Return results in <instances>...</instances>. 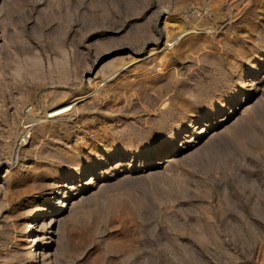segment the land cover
<instances>
[{
	"label": "rangeland",
	"instance_id": "rangeland-1",
	"mask_svg": "<svg viewBox=\"0 0 264 264\" xmlns=\"http://www.w3.org/2000/svg\"><path fill=\"white\" fill-rule=\"evenodd\" d=\"M260 52L264 0H0V264H28L22 220L64 185L50 264H264V82L215 107ZM181 125L166 163L142 151Z\"/></svg>",
	"mask_w": 264,
	"mask_h": 264
},
{
	"label": "bare ground",
	"instance_id": "bare-ground-1",
	"mask_svg": "<svg viewBox=\"0 0 264 264\" xmlns=\"http://www.w3.org/2000/svg\"><path fill=\"white\" fill-rule=\"evenodd\" d=\"M195 34H196V30H194V29L180 30L175 34L174 38L170 42L171 44H167L169 41L166 40V44H167L166 46L170 47L171 45L172 46L176 45V44L180 43L181 41H183L186 37L188 38L189 36H192ZM253 61H254V63H253ZM253 61H251L248 65L250 69H253L257 72L260 70H264V55L261 56L259 59L253 60ZM134 62H135V60H131L128 63H124L122 65V67L117 68L111 74H109L105 80L112 79L117 73L124 71L125 69H128L131 65H133ZM263 82H264V75H260L256 79H250V80L245 81V83L243 85H240V91L235 93L236 98H235L234 102L230 106H224V105L220 104V107L225 108L227 110L228 115H232L233 112L236 110L237 106H239V104H240V102H239L240 97H243L249 91H251L250 92L251 94L256 93L257 91L259 92V90L261 88L260 85ZM96 91H98V90H96ZM92 93H95V90ZM92 93H90V92L88 93V92H86V90H82L80 92V95L82 96V95L87 94L89 96ZM88 96H85V97H88ZM75 101L69 102L67 104H59L60 102L58 101L59 102L58 104H55L53 106L50 105L51 107L46 112V116H43V117H45L43 119L44 120L46 119V121H47V119H55L56 117L62 116L64 114L70 112L72 110L73 106L75 105V103H74ZM43 119L42 120H36V121H34V120L27 121L21 125L22 134L24 136L23 142H25V140H26L25 138H29L28 133H29V130L32 128V126H34L35 124H37L39 122L44 121ZM213 121H216V120L214 119ZM201 122L197 121V123H199V125H200V127L198 128L197 131H191L190 130L191 132H189V135L184 137L190 141H193L192 144L201 143L200 141L205 139V136L207 134H209L210 132H213L211 130H213V128L215 126L204 125ZM194 128L195 127L193 126V129ZM186 139H185V141H187ZM203 141H205V140H203ZM203 143H201V144H203ZM183 148L185 149V147H183ZM170 154H171V150L159 153L157 156H155L156 158H159V159L154 163H164V162L166 163L169 160L168 158H169ZM153 156L154 155H149V159L153 158ZM108 159L112 160V159H114V156L109 155ZM1 162H0V171H1L2 166H4V163H1ZM100 169H101L100 165H96L91 170H89L88 172L90 174H96V173H99ZM96 170H97V172H96ZM67 177L70 178V176H67ZM89 184H91V183H89ZM89 184L85 182V184H83V185L88 186ZM55 188H56V186H55ZM75 189L76 188H74V186H72V185L71 186L64 185L61 189H59L55 193L54 200H52V199L49 200L46 204H44V206L39 207L37 210H33V211L31 210L32 212L29 211L30 213L27 212L28 215L27 214L26 215L29 216V218H27V220L26 219L22 220V222H23L22 225H23V227H25L24 228L25 231L22 229L23 227L21 228L25 233L23 235V238H20L21 240L19 238L18 239L20 242L23 243L22 246H20L23 251L27 249L28 245L31 246V251L29 250L30 249L29 248L28 250H26L28 252L24 254L25 257L22 255L28 264H50V262L48 260H46L45 258L48 259V257H47V256H49L48 249L50 247V244L52 243V238L54 236V233H53L54 230L53 229L57 227V222H59L58 217L60 216V214H59L58 210L68 208V206L70 204V203H68V200L75 197L74 196V192L76 191ZM76 198H77V196H76ZM35 207H37V206H35ZM44 230H45V234L40 235V233H43ZM45 251H47V253H48V254L46 253V257L44 255ZM50 255H51V253H50Z\"/></svg>",
	"mask_w": 264,
	"mask_h": 264
},
{
	"label": "snow or ice",
	"instance_id": "snow-or-ice-1",
	"mask_svg": "<svg viewBox=\"0 0 264 264\" xmlns=\"http://www.w3.org/2000/svg\"><path fill=\"white\" fill-rule=\"evenodd\" d=\"M259 55H264V52H260ZM238 63H239V67L241 68V70L243 72L242 78L240 80V84H237L233 91L227 92L226 94L220 95L218 97V104L215 105V107L217 108V111L221 110L219 108L220 104H222L224 106H230L234 102V100L236 98L235 93L240 91V85H243L245 83V81L250 80V79H256L260 75H264V70H260L257 72L253 69H250L248 64H246V63H243V62H238ZM253 63H254V61H253ZM199 116H200V119L202 121H206V122H211L215 119V113L209 112V111H206L203 109H201ZM189 131H190V129L186 125H181L179 128H177L174 131V137H175L174 140H171V141H168V140L150 141L149 143H147L143 146L142 151L147 155H155L158 153L169 151L173 147H175L176 142L182 138L183 134L186 132H189ZM82 179L87 181L88 176L83 175ZM53 195H55V193H53Z\"/></svg>",
	"mask_w": 264,
	"mask_h": 264
},
{
	"label": "built area",
	"instance_id": "built-area-1",
	"mask_svg": "<svg viewBox=\"0 0 264 264\" xmlns=\"http://www.w3.org/2000/svg\"><path fill=\"white\" fill-rule=\"evenodd\" d=\"M23 140H24V136H21L20 141L23 142Z\"/></svg>",
	"mask_w": 264,
	"mask_h": 264
}]
</instances>
